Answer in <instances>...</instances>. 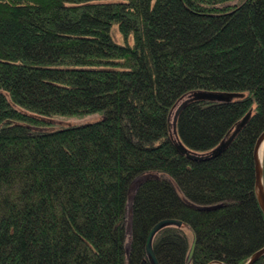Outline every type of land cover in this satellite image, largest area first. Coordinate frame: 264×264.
Returning a JSON list of instances; mask_svg holds the SVG:
<instances>
[{"label": "trees", "instance_id": "1", "mask_svg": "<svg viewBox=\"0 0 264 264\" xmlns=\"http://www.w3.org/2000/svg\"><path fill=\"white\" fill-rule=\"evenodd\" d=\"M263 130L264 0H0V264H245Z\"/></svg>", "mask_w": 264, "mask_h": 264}, {"label": "water", "instance_id": "2", "mask_svg": "<svg viewBox=\"0 0 264 264\" xmlns=\"http://www.w3.org/2000/svg\"><path fill=\"white\" fill-rule=\"evenodd\" d=\"M195 99H208V100H214V101H222L223 97L219 94L215 93H194L191 95ZM228 143V141L226 142ZM177 149L180 154L184 155L188 160H199L200 156L193 154L186 150L181 144L177 145ZM263 149H264V130L260 133V135L257 137L254 146H253V151H252V157H253V166H254V187H255V194H256V199L259 205L260 210L262 211L264 215V194H263V189H262V180H261V162H262V154H263ZM220 148L217 149L219 151ZM261 150V162L260 164L258 163V154L259 151ZM169 225H175V226H180L179 222H176L174 220H164L161 222H158L155 224L146 234L145 240H144V248L145 252L148 255L149 259L151 260L152 264H157L156 260L153 256L152 253V248H151V241L153 239V236L155 233L160 230L164 226H169ZM194 245H195V237L192 235L191 238V243L188 249V252L186 254V259L185 263L189 264L193 251H194ZM264 255V247L259 249L258 251L254 252L247 262L245 264H254L260 257ZM209 264H220L216 262H212Z\"/></svg>", "mask_w": 264, "mask_h": 264}, {"label": "rangeland", "instance_id": "3", "mask_svg": "<svg viewBox=\"0 0 264 264\" xmlns=\"http://www.w3.org/2000/svg\"><path fill=\"white\" fill-rule=\"evenodd\" d=\"M109 36L111 38V40L115 43V44H122V40L120 35L117 32V29L115 26H112L109 30ZM183 102V99L178 101L176 103V105L172 108V110L170 111V115H169V127H170V131L172 133L173 136H175V116H176V112L179 108V106L181 105V103ZM101 118L100 115L98 114H94V115H87L84 117H59V116H54L51 118H47L46 120V125L43 127L44 131H54V130H58L60 128H66V127H71V126H80V125H85V124H89V123H93L98 121Z\"/></svg>", "mask_w": 264, "mask_h": 264}, {"label": "bare ground", "instance_id": "4", "mask_svg": "<svg viewBox=\"0 0 264 264\" xmlns=\"http://www.w3.org/2000/svg\"><path fill=\"white\" fill-rule=\"evenodd\" d=\"M261 162V150L259 151V154H258V163L260 164Z\"/></svg>", "mask_w": 264, "mask_h": 264}]
</instances>
